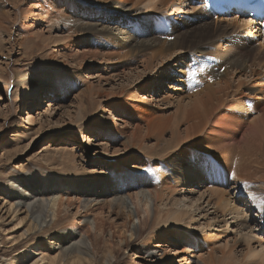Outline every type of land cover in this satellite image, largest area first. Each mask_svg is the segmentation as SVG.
<instances>
[{
  "label": "bare ground",
  "instance_id": "bare-ground-1",
  "mask_svg": "<svg viewBox=\"0 0 264 264\" xmlns=\"http://www.w3.org/2000/svg\"><path fill=\"white\" fill-rule=\"evenodd\" d=\"M11 1L18 7L19 0ZM72 1L73 5L68 4L70 0H43L45 8L39 5L41 11L38 10L37 15L30 14L44 21L48 32L55 28L64 32L78 30L84 35L107 36L114 45L105 47L106 55L97 51L92 55L65 52L61 60L57 59L61 68L68 64L66 58H70L71 63L77 60L83 63L86 58L104 63L114 61L115 69L138 64L118 76L120 92L107 93L103 99L115 108L113 116H124L128 122H133H127L130 132L126 129V121L122 120L124 127H115L116 133L112 136L104 128L107 137L128 135L129 141L122 149L123 158L129 154L123 162L125 168L117 170L120 176L126 170L133 179L131 182L144 187L152 201L151 216L143 220L144 230L135 240L141 239L143 232H148L145 239H149L153 231L159 229L176 234L184 232L205 244L212 241L213 247H217L215 251L211 248L206 259L197 261L201 264H264V32L257 26H250V20L244 15L214 16L206 0H102L104 5L100 7L80 6ZM59 2L67 6L61 9L57 6ZM3 6L0 5V9ZM96 9H99L95 13L98 16L89 15ZM73 10L75 14L70 12ZM55 23L58 25L53 27ZM69 49H73V44ZM188 56L199 73L209 70L214 81L200 90L194 89L189 82L186 87L182 79L192 75L188 71L184 75ZM146 75L150 77L149 82H145ZM160 80L164 88L171 91H161ZM169 82L176 86L168 85ZM15 83L10 94L6 89V93L0 94V116L4 118L14 115L24 98L30 99V103L36 101L34 91L25 90L23 83ZM134 83L142 84L139 91L146 93L143 98L137 99L138 94L126 88ZM76 84L73 79L71 85ZM49 86L50 83L41 94L46 97L45 91L57 101L54 108L66 115V128L83 127L86 100L95 93L91 94L81 85L66 105L58 103L67 93L64 86L47 91ZM97 96L101 98L100 94ZM137 100L143 103L144 109H137L133 103ZM159 104L171 107L172 112L166 114L159 110ZM55 109L47 108V113ZM31 123L32 118L26 114L17 124L14 135L27 138L32 132V128L27 127ZM42 130L41 127L35 131L36 138L41 136ZM81 133L79 137L83 139ZM74 155H68L69 162L75 161ZM109 155L122 156L113 152ZM132 161L135 164L129 167ZM90 172L95 173L94 170ZM111 172L114 169H109V176ZM23 177L11 183L17 191L13 198L17 200V207L24 206L30 214L32 230L45 224V208L57 206L62 195L60 192L48 200L47 191L36 187L37 180ZM138 194L133 196L136 200ZM147 199L142 201L146 214ZM64 207L60 212L63 216L69 210ZM52 216L55 218L54 214ZM99 223L94 220L91 224L59 229L53 234L60 241L57 257L48 260L41 255L29 264H61L68 256L66 263L69 264L94 259L91 235L95 242L104 237ZM58 225L59 222L53 223L54 227ZM154 251L148 249L145 253L152 259ZM109 258L113 256L110 254Z\"/></svg>",
  "mask_w": 264,
  "mask_h": 264
},
{
  "label": "rangeland",
  "instance_id": "rangeland-1",
  "mask_svg": "<svg viewBox=\"0 0 264 264\" xmlns=\"http://www.w3.org/2000/svg\"><path fill=\"white\" fill-rule=\"evenodd\" d=\"M42 1L19 0L18 7H15L11 0H0V5L4 4L3 9H0V94L6 92L10 94L16 84L15 81L18 84L23 83L25 90L36 93L35 102L30 103V99L24 98L14 115L7 118L0 116V264H29L41 255L48 260L53 259L57 257L59 251L56 248L60 244V241L53 237L56 231L74 225L91 224L94 220L98 223L101 221L99 226L102 227L104 237L102 241L95 242L92 238L93 235H91V242L95 251L94 259L85 260L81 264H201L197 261L206 259L205 257L211 254V248L214 251L217 249V247H213L214 244H211L212 241L205 244L190 234L184 232L170 233V231L166 230L165 232L163 229L157 230L158 232L153 231L154 234L149 238L150 240L145 239L148 232H143L141 239L135 240L139 233L144 230L142 229L144 228L143 220L151 216L152 201L144 187L137 186L140 185L137 184L138 182H131V175L128 176L126 170L122 172V176L117 170L120 168L119 170L122 171L125 168L123 162L129 154L123 158L122 149L124 145H127L126 142L129 139L128 135L111 136L116 133L115 127L119 129L124 127L122 120L126 121V129L130 132L131 127L128 128L130 126L128 123L133 124V122H128V118L124 116V119L122 117H117V119L116 116H113L115 108L104 102V96L107 93L118 94L120 92L118 85L121 82V80L118 81V78L123 72L130 71L138 64L133 63V66L115 69L116 63L114 61L104 63L97 59L93 61L86 58L83 63L79 60L71 63L70 58H66L68 64L61 68L62 66L58 65V60L62 59L61 55L65 52H73L78 55L88 52L92 55L97 51V53L106 55L108 54L106 48L109 44L114 45V42H112L113 40L110 42L109 38H106L107 36L84 35L78 30L64 32V30L58 31L55 28L48 32L44 21L41 20V22L32 16L37 15L38 10L41 11L42 7L45 8ZM74 2L80 6L83 4L94 5L93 7L104 5L102 0H74ZM57 4L61 9L67 6L62 2ZM68 4L73 5V1L70 0ZM39 5L42 7L40 8ZM76 10L70 12L75 14ZM98 10L96 9L94 14L89 15L98 16L95 14ZM158 15H160L158 17L163 18L161 14ZM183 16L190 17L192 15ZM56 24L53 27L58 25ZM76 33L77 35H75ZM67 37L73 38L70 39L72 42ZM259 39L262 38L259 37ZM71 44H73V49L70 50ZM189 56L184 75L188 71L189 74H192L193 77L197 76L196 79L200 80L197 85H194L192 75H190L192 78L183 77L182 80L185 81L186 87H189V82L193 88L195 87L194 89L200 90L214 79L210 78L209 70L199 73L193 67L194 65L190 60L192 58ZM214 70L220 72L218 69ZM1 72L4 74L1 75ZM221 72L224 73V71ZM13 76L16 78L12 79ZM149 78L146 75L145 82H149ZM73 79L77 81L78 86L77 84L71 85ZM48 83L50 86L47 91L57 90L59 86H64L67 93L65 98L58 103L66 105L77 94V87L81 85L91 94L95 93L86 100L88 104H86L87 111L83 127L74 130L66 128V115L54 108L57 101L51 95L45 94V91L46 97H43V93L41 94V90H45ZM158 83H160L158 85L161 91H171L164 88L162 80ZM167 84L176 86L175 83L171 82ZM139 86L142 84L134 83L126 88L133 89L135 95L138 94L136 97L139 99L146 94L144 91H139ZM92 87H95L94 90ZM97 94H100L101 98ZM93 97L95 98L93 99ZM258 101L263 102L262 100ZM133 103H136L138 110L144 109L140 100L133 101ZM158 106L160 107L159 110L166 114L172 112L169 106L163 104ZM47 108L55 110L47 113ZM26 114L32 118L31 125L27 126L32 128V132L27 138L22 139L14 134L17 131V124L26 118ZM41 127L43 129L41 136L36 138L35 131H39ZM104 128L111 136L107 137ZM80 131H82L83 139L79 137ZM4 146L7 148L3 151ZM104 151H108V153H104ZM112 152L122 156L112 157L109 155ZM71 153L75 154L73 163L68 160V155ZM134 164L133 161L128 163L129 167ZM73 166L77 167L74 168ZM107 167L110 170L114 169L110 176ZM90 170H94L95 173H89ZM23 176H27L30 180H37L34 182L36 187L47 191L48 200L60 192L62 195V200L56 202L57 206L51 207L49 205L45 208L43 213L45 224L37 228L34 227L32 230L30 223L33 222L30 214H27V209L24 206L17 207V200L13 198L17 191L12 188L11 183L24 179ZM123 183L124 185H122ZM61 189L64 190L61 191ZM197 190H201V188ZM136 193H139L137 200L133 197ZM76 199L79 200V204ZM146 199L149 206L147 214L143 213L142 205ZM64 206L69 209L65 216L60 213ZM52 214L55 215V218ZM37 215L38 213L35 214L36 217ZM54 222H59V225L54 227ZM148 249L155 250L154 256H151L153 260L145 253ZM110 254L113 258H109ZM69 258L68 256L67 260L60 263L69 264L70 262L66 263ZM106 260L109 262L106 263Z\"/></svg>",
  "mask_w": 264,
  "mask_h": 264
}]
</instances>
